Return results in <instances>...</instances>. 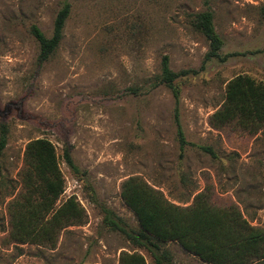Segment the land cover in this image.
I'll list each match as a JSON object with an SVG mask.
<instances>
[{"label":"rangeland","instance_id":"1","mask_svg":"<svg viewBox=\"0 0 264 264\" xmlns=\"http://www.w3.org/2000/svg\"><path fill=\"white\" fill-rule=\"evenodd\" d=\"M65 4L70 13L54 54L38 63L36 26L45 37ZM213 14L225 62H204L208 42L194 16ZM177 80L175 100L158 84L161 60ZM247 75L264 84V0H0V126L7 145L0 158V264H119L136 249L103 224L101 207L129 227L122 183L139 177L180 206L207 191L218 207L236 206L253 226L264 216V128L256 134L236 121L220 128L210 116L223 105L226 82ZM49 140L65 188L84 209L81 225L60 231L53 244L16 243L10 205L27 193L26 145ZM205 148L211 151L206 153ZM68 153L76 170L65 162ZM174 264H203L178 245L166 246Z\"/></svg>","mask_w":264,"mask_h":264},{"label":"trees","instance_id":"2","mask_svg":"<svg viewBox=\"0 0 264 264\" xmlns=\"http://www.w3.org/2000/svg\"><path fill=\"white\" fill-rule=\"evenodd\" d=\"M69 13L70 7L65 4L55 17L50 38L45 37L36 26L31 27V34L39 45V64L46 62L59 47ZM193 26L208 42L204 62L213 59L225 62L236 56L220 55L223 41L215 31L211 12L196 14ZM189 74L196 72H172L168 57L162 58L158 84L168 88L175 100L174 122L180 156L187 143L179 120L180 91L176 82ZM234 121L255 134L264 128V84L247 75H238L226 82L223 105L210 116L209 125L220 128ZM7 136V127L1 125L0 158L7 145ZM201 150L211 153L205 148ZM64 159L70 169L76 170L67 152ZM24 161L23 180L28 192L21 196L20 201L10 205V235L16 243L53 244L60 231L83 223L84 209L73 196L56 205L64 192L65 183L55 148L49 140L30 141L25 148ZM120 198L133 213L136 226L129 227L106 207H101L103 224L110 231L124 236L136 249L146 251L153 264H174L166 249L169 244L178 245L203 264H264V216L261 227L253 226L238 207L216 206L207 191L195 194L190 205L180 206L135 176L122 183ZM119 264L147 262L140 253L122 252Z\"/></svg>","mask_w":264,"mask_h":264}]
</instances>
